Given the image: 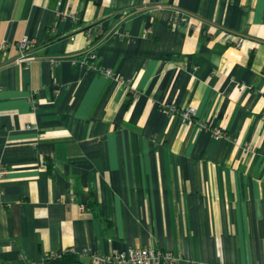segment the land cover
I'll list each match as a JSON object with an SVG mask.
<instances>
[{
  "label": "crops",
  "instance_id": "1",
  "mask_svg": "<svg viewBox=\"0 0 264 264\" xmlns=\"http://www.w3.org/2000/svg\"><path fill=\"white\" fill-rule=\"evenodd\" d=\"M136 247L264 264V0H0V264Z\"/></svg>",
  "mask_w": 264,
  "mask_h": 264
},
{
  "label": "built area",
  "instance_id": "2",
  "mask_svg": "<svg viewBox=\"0 0 264 264\" xmlns=\"http://www.w3.org/2000/svg\"><path fill=\"white\" fill-rule=\"evenodd\" d=\"M242 39H237V44L240 43ZM34 40L23 36L20 40L17 41L16 46L19 49L18 56L14 59V62L17 64L29 63L34 56L29 55L27 51L30 46L33 45ZM96 54L92 53L90 50L84 52L81 55L80 59L72 58L70 64L74 65H83L89 69H93L101 74H104L108 77H116L112 70L103 68L101 65L97 64ZM52 63H57V59H52ZM121 82H128L127 79L122 76L116 77ZM164 112L173 114L178 112V107L173 103H165L162 105ZM182 119L184 121H192L194 115V109L188 108L180 112ZM199 125L205 129H208V125L205 122H199ZM212 132L217 136H224L225 133L220 128H211ZM83 254L87 255L89 258L88 263L80 262L77 264H108L113 262H122L126 264H172L174 256L168 251H162L158 249H153L149 247H136V248H126L122 250H112L106 253L90 252L89 250H83ZM29 264H37L35 262H29ZM216 264V263H213Z\"/></svg>",
  "mask_w": 264,
  "mask_h": 264
},
{
  "label": "trees",
  "instance_id": "3",
  "mask_svg": "<svg viewBox=\"0 0 264 264\" xmlns=\"http://www.w3.org/2000/svg\"><path fill=\"white\" fill-rule=\"evenodd\" d=\"M75 254L74 253H68V252H63L62 254L58 255V256H51L49 258H47L43 264H63V263H71V262H77V260L75 259ZM78 263V262H77ZM76 263V264H77Z\"/></svg>",
  "mask_w": 264,
  "mask_h": 264
}]
</instances>
